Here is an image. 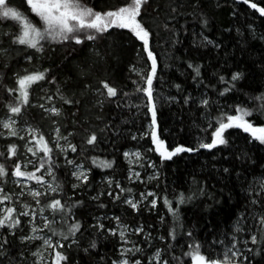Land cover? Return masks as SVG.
<instances>
[{
    "label": "snow or ice",
    "instance_id": "6c2138e0",
    "mask_svg": "<svg viewBox=\"0 0 264 264\" xmlns=\"http://www.w3.org/2000/svg\"><path fill=\"white\" fill-rule=\"evenodd\" d=\"M231 2L235 7V0ZM242 2L264 20V0ZM148 3L150 0H118V4L108 6L97 0H21L20 4L0 0V108L4 110L0 116V141H7L0 143V264H73V247L77 251L75 264H254L257 256L264 259V165L260 174H253L251 179L250 168L235 167L240 191L235 200L229 192V204L238 207L234 215L229 213V225L220 230L212 228L211 238L199 237L195 226L188 225L181 212L183 205L196 201L198 196H210L215 202L204 181L193 176L187 190L173 189L172 193L167 191V183L163 191L149 186L159 181L161 172L148 153L157 154L163 164L179 154L215 150L217 146L230 145L226 130L233 128L247 134L246 144H264V84L258 90L241 88L248 76L246 68L235 64L228 67L227 61H221L205 77L206 63L202 59L181 56L176 60L183 61L185 68L176 70L184 82L166 81L162 73L169 65L163 64L153 44L154 39L162 44L165 41L158 38L145 19ZM221 4L222 0H215L217 9ZM166 7L169 14L162 26L172 44L178 43L177 23L183 31H189L186 21L178 19L187 16L199 21V31L192 29V45L222 47L207 32V0H168ZM154 10L159 16V5ZM230 15L235 17L236 12ZM235 31L243 33L242 51L247 48L251 53L247 46L252 37L264 44V27L256 21L238 25ZM113 33L120 35L125 45L130 40L136 50L138 60L127 66L131 87L127 82H112L106 74L94 78L95 86L89 79L94 69L104 71L102 62L109 56L117 59L122 55H113L114 47H99V42ZM69 44L71 51L58 64L53 52L59 47L67 51ZM257 58L264 70V49ZM65 65L66 72L61 76L58 69ZM189 77L196 85L194 89L187 87ZM157 81L165 90L176 89L177 94L164 96L156 87ZM34 93L36 99L32 98ZM85 97L92 98V110L102 111L106 104H114L118 112L127 111L133 118V127L136 120L140 121L139 127L124 132L117 123L95 115L102 127L84 128L77 143V126L81 120L87 123L92 118L76 119ZM164 103L180 104L194 113V143L170 144L162 138L159 113ZM65 106L73 108L72 127L61 122L68 118ZM31 108H38L42 119L50 122L47 132L42 124L33 122L34 117L25 115ZM119 119L128 117L121 114ZM109 129L125 141L139 143L149 138L151 143L145 150L139 146L124 148L126 176L119 179L102 175L100 187L88 197V201L95 202V210L81 214L86 201L77 198V190L83 195L85 189L95 187L92 167H85V160L100 169L114 168L115 158L85 155L95 151L101 142L100 133ZM108 142L115 145L111 138ZM78 154L84 157L79 162ZM237 156L242 165L251 161L242 149ZM232 170L227 166L223 169L225 173ZM133 181L143 186L138 195L134 187L128 186ZM105 196L111 203L121 205L125 213L130 208L139 214L142 206L151 212L161 202L166 212L151 222L141 218L135 224L128 223L108 210ZM108 222L112 226H107ZM89 232L91 235L85 239ZM109 236L119 238L114 250H100V255L86 262L80 258V253L91 257L93 250L99 249L100 238Z\"/></svg>",
    "mask_w": 264,
    "mask_h": 264
},
{
    "label": "trees",
    "instance_id": "16d2710c",
    "mask_svg": "<svg viewBox=\"0 0 264 264\" xmlns=\"http://www.w3.org/2000/svg\"><path fill=\"white\" fill-rule=\"evenodd\" d=\"M13 2L20 4L21 0H13ZM97 2L104 3L108 6L118 4V0H97ZM255 2H260V0H255ZM167 3L168 0H150V3H148L145 8V19L151 25L153 31L157 32L158 38L165 41V43L162 44L158 43L157 39H154L153 44L156 45V51L160 54V59L163 64L169 65V67L165 69L164 73H162L165 76L166 81L175 80L181 83L184 82V77L176 70L177 67L181 69L185 68L183 61L178 63L176 60L177 56H181L185 59L188 57L202 59L206 63V67L204 69L205 77H208L212 72V69L218 67L221 61H227L228 67L235 64L242 68H246L248 76L244 83L240 85L241 88H245L246 90H258L259 86L264 84V70L260 67L261 60L257 58L261 55V50L264 49V44H262L256 37H252L250 38L247 46L251 49V53L247 50V48L242 51L240 36L243 35V33H237L235 31L236 26L246 25L252 21H256L258 25L264 27V20L260 19L259 13L244 4L242 0H235V7H233L231 0H227L226 3L222 0L221 7L219 9L215 7V0H207V15L209 19L207 32L211 34L213 38L217 39L218 42H221L222 47L220 49H213L209 46L205 49L191 44L192 29L195 27V29L199 31V21L193 20L191 17L187 16L180 17L178 19L186 21V26L189 31H183V28L179 23H177L176 27L180 28V31L177 33L178 43H171L169 33L167 30L163 29L162 26L164 17L169 14V9L166 7ZM156 5H159V16H157L156 11L154 10ZM181 11L183 12L185 9H181ZM233 11L236 12L235 17L230 15ZM224 29H228V31H224ZM124 31L127 32V30ZM165 44L168 45L167 49ZM130 45V40L127 42V45H125L124 40H122L121 36L116 33H113L108 38L99 42V47L102 50H105V46L114 47L115 50L113 55H117L118 53H122V55H119L117 59H113L112 56H109L105 62H102L104 71L97 72L95 69L93 70V74L89 77V79L93 80L94 86V78L98 75L106 74L112 82L116 84H123L127 82L128 86L131 87V81L127 79L130 74L127 66L128 64L138 60V57L135 54V48ZM88 46L90 47L91 45ZM71 47V44H69L67 51L64 47L57 48L53 52L52 57L55 58L58 64L62 63L61 57L68 55V52L71 51ZM66 69L67 65L58 69L61 76L65 74ZM212 82L215 81L213 80ZM155 84L157 89L163 93L164 96L177 94L176 89L174 88L165 90L159 81L155 82ZM51 87L54 88L55 85H52ZM187 87L191 89L196 87V85L191 83L190 77ZM32 98H37L36 93L33 94ZM241 99H244L243 96H241ZM229 102H231V100H229ZM91 103L92 98L85 97L81 100V104L79 105V115L76 119L80 120L85 116L92 118L87 123L81 120L82 126H77V136L75 137V141L77 143L80 142V137L84 135V128H89L91 130L92 126L96 128L102 127V121H97L94 118L95 115H101L107 120L117 123L122 126V131L124 132H126L129 128H131L132 131H136L139 127V120L135 121L136 127H133L130 122L133 119L131 114L127 111L123 113L118 112L115 110L114 104H106L101 111L99 109H90L89 105ZM65 110L68 113V118L66 121L62 120L61 122L66 124L67 127H72L71 113L73 108L65 106ZM2 113H4V110L0 108V115ZM121 114L127 116L128 119L120 120L119 117ZM25 115L29 119L34 117L35 119L33 122L42 124L46 132L50 128V122L46 119H42V114L38 108L28 109ZM193 118L194 113L188 108L182 107L180 104H162L159 113L162 138L170 144L177 142L194 143L197 130L192 123ZM253 118L256 119V117ZM21 119L23 120L24 117H21ZM164 129H168V131L164 132ZM226 131L229 133V138L231 140L230 145H220L217 146L215 150L200 149L198 150V154H179L163 164H160L157 154L148 153V155L156 161L161 172L159 181H153L149 186L156 187L159 191H163L165 183H167V191L169 193H172L173 189L183 188L187 190L190 187L191 177L196 176L198 180L204 181L207 190L214 194L215 202L210 196H198L196 201L190 202L181 207V212L186 223L188 225H194L196 233L201 238L205 236L211 238L213 234L212 228L214 227L217 230L223 229L225 226L230 224L232 215L235 214V209L238 205L233 204L230 206L229 204V192L231 191L233 193V200H235L240 191L239 179L235 172V167L243 166L245 170L250 168L248 176L249 179H251L253 174H260L261 166L264 165V144H260V142L246 144L245 137L247 134L240 129L233 128ZM100 137L101 142L96 145L95 151H89L85 153V155H98L107 159L115 158L114 168L100 169L98 166L90 165V161L85 160V167H92L91 179L95 185L91 191L85 189L83 195H81L80 191L77 190V198L84 199L86 201V204L81 208V214L85 215H87L89 211L95 210V202L88 201V197L100 187V178L102 175H114L119 179H123L126 176L127 164L122 155L124 148L129 146H139L142 150H145L151 143L149 138H144V140L139 143L132 142L130 140L125 141L123 136L117 138L115 134L112 133L111 129H109L108 132H101ZM109 138L115 141V145L108 142ZM4 143H7V141H4ZM241 149L251 156V161H244L243 165L240 158L237 156V153ZM83 158V156H79L78 154L77 162ZM62 159L63 157L61 156V160ZM226 166L233 169L231 173H225L223 171ZM146 167L147 170L150 171L149 167ZM128 186L134 187L137 195L139 191L143 190V186L137 184L135 181L131 182ZM67 190L71 191V178L67 185ZM105 200L107 201V208L109 211H113L115 214L121 215L122 218H125V222L132 224H135L141 218H143L145 222L154 221L157 219L159 213L166 212L162 202L158 205L157 209H153L151 212L146 211L142 206L138 210L139 214H136L130 208L126 209V213L122 212V206L111 203V201H108L107 196H105ZM205 204L211 205V207L205 208ZM229 213H232V215H229ZM88 223H91L90 218ZM109 223L110 222L107 223V226H112V223ZM85 227H87V224ZM156 227H159V225ZM90 235V232L85 234V239ZM117 242L118 237L115 239L111 236L107 239L101 237L99 240V249L93 250L91 257L80 253V258L86 262L87 260L100 255V250L112 251L114 250V246ZM70 259L73 264H75V261L77 260V251L75 247L70 250ZM254 264H264V259L257 256Z\"/></svg>",
    "mask_w": 264,
    "mask_h": 264
},
{
    "label": "rangeland",
    "instance_id": "374dc122",
    "mask_svg": "<svg viewBox=\"0 0 264 264\" xmlns=\"http://www.w3.org/2000/svg\"><path fill=\"white\" fill-rule=\"evenodd\" d=\"M4 115V113H2L0 116H3ZM22 120V119H21ZM0 143H4V141H0ZM125 160V159H124ZM125 162H126V164H127V161L125 160ZM149 167V166H148ZM149 169H150V167H149ZM151 170V169H150ZM149 171V170H148ZM144 174L146 175L147 174V172H144ZM110 223H112V222H110ZM109 223V224H110ZM119 239V238H118Z\"/></svg>",
    "mask_w": 264,
    "mask_h": 264
}]
</instances>
